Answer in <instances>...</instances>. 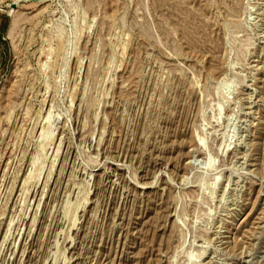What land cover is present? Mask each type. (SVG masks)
<instances>
[{
    "label": "rangeland",
    "instance_id": "rangeland-1",
    "mask_svg": "<svg viewBox=\"0 0 264 264\" xmlns=\"http://www.w3.org/2000/svg\"><path fill=\"white\" fill-rule=\"evenodd\" d=\"M0 264H264V0H0Z\"/></svg>",
    "mask_w": 264,
    "mask_h": 264
},
{
    "label": "water",
    "instance_id": "water-1",
    "mask_svg": "<svg viewBox=\"0 0 264 264\" xmlns=\"http://www.w3.org/2000/svg\"><path fill=\"white\" fill-rule=\"evenodd\" d=\"M14 8H15V4H11L10 9H14Z\"/></svg>",
    "mask_w": 264,
    "mask_h": 264
}]
</instances>
